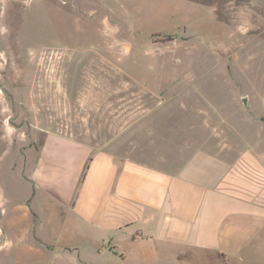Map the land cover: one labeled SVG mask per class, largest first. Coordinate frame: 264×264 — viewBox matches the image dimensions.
Masks as SVG:
<instances>
[{
	"label": "crops",
	"instance_id": "1",
	"mask_svg": "<svg viewBox=\"0 0 264 264\" xmlns=\"http://www.w3.org/2000/svg\"><path fill=\"white\" fill-rule=\"evenodd\" d=\"M231 7L237 40L249 44V56L264 58V0H218V15L229 16ZM89 86L91 114L105 111V130L92 121L86 140L59 124L46 128L38 146L18 147L26 192L0 217V264H193L179 252L220 249L227 216L264 218V114L234 119L197 99L204 109L193 110L183 129L169 109L179 101L162 96L165 88H101L95 76ZM147 91L155 96L149 107ZM53 226L59 240L49 244L43 234ZM262 230L264 224L237 254Z\"/></svg>",
	"mask_w": 264,
	"mask_h": 264
},
{
	"label": "rangeland",
	"instance_id": "2",
	"mask_svg": "<svg viewBox=\"0 0 264 264\" xmlns=\"http://www.w3.org/2000/svg\"><path fill=\"white\" fill-rule=\"evenodd\" d=\"M232 14L231 7L229 16H219L218 0H0V217L25 196L18 180L20 145L38 146L46 128L59 124L80 131L86 140L92 121L106 129L105 111L91 114V76L101 88L105 82L115 88L122 82L165 88L162 96L179 101L169 109L177 111L183 129L193 110L204 109L197 99L234 119L263 118L264 58L249 56V44L237 40ZM59 68L63 98L58 97ZM40 85L44 88L36 89ZM149 92L147 107L155 97ZM261 233L241 254L227 252L225 264H264ZM58 234L51 228L44 240L55 244ZM66 237L74 239L70 233ZM179 258L221 264L218 256L202 263L196 249L179 252ZM105 261L99 262L114 264Z\"/></svg>",
	"mask_w": 264,
	"mask_h": 264
},
{
	"label": "trees",
	"instance_id": "3",
	"mask_svg": "<svg viewBox=\"0 0 264 264\" xmlns=\"http://www.w3.org/2000/svg\"><path fill=\"white\" fill-rule=\"evenodd\" d=\"M264 224V218H255L253 216L229 215L225 218L220 231V238L223 243L218 250H202L197 252L201 255L202 263L211 260H220L221 264L226 263L227 252H237L246 244L250 238L257 232L260 226ZM217 255V256H216Z\"/></svg>",
	"mask_w": 264,
	"mask_h": 264
},
{
	"label": "water",
	"instance_id": "4",
	"mask_svg": "<svg viewBox=\"0 0 264 264\" xmlns=\"http://www.w3.org/2000/svg\"><path fill=\"white\" fill-rule=\"evenodd\" d=\"M242 102H243V104H244L245 106H247V97H243V98H242Z\"/></svg>",
	"mask_w": 264,
	"mask_h": 264
},
{
	"label": "built area",
	"instance_id": "5",
	"mask_svg": "<svg viewBox=\"0 0 264 264\" xmlns=\"http://www.w3.org/2000/svg\"><path fill=\"white\" fill-rule=\"evenodd\" d=\"M0 231H1V229H0Z\"/></svg>",
	"mask_w": 264,
	"mask_h": 264
}]
</instances>
